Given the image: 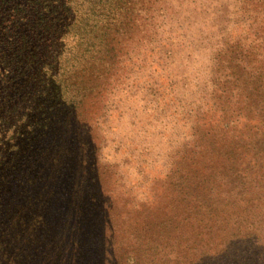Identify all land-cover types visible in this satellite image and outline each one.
I'll list each match as a JSON object with an SVG mask.
<instances>
[{"label":"rangeland","instance_id":"374dc122","mask_svg":"<svg viewBox=\"0 0 264 264\" xmlns=\"http://www.w3.org/2000/svg\"><path fill=\"white\" fill-rule=\"evenodd\" d=\"M138 2L93 56L56 168L18 197L22 229L45 223L20 264H264V0Z\"/></svg>","mask_w":264,"mask_h":264},{"label":"trees","instance_id":"16d2710c","mask_svg":"<svg viewBox=\"0 0 264 264\" xmlns=\"http://www.w3.org/2000/svg\"><path fill=\"white\" fill-rule=\"evenodd\" d=\"M138 5V0H0V264H20L21 258L34 256L23 255L16 243L25 240L28 226L27 237L45 223L38 215L32 218L35 224L22 229L18 197L40 193L42 176L56 168L54 155L61 148L50 155L54 141L59 143L55 134L82 103L89 72L100 60L94 54L106 44L112 26L118 30L135 23ZM79 76L86 78L84 86ZM75 209L80 214L100 208ZM58 243L57 249L51 244L56 253L76 249L70 240ZM104 254L102 264H116Z\"/></svg>","mask_w":264,"mask_h":264}]
</instances>
